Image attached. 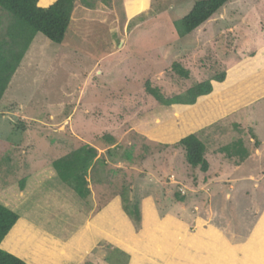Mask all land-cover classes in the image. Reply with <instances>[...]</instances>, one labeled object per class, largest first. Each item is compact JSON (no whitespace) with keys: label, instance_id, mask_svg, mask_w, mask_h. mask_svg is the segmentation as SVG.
I'll return each instance as SVG.
<instances>
[{"label":"rangeland","instance_id":"rangeland-1","mask_svg":"<svg viewBox=\"0 0 264 264\" xmlns=\"http://www.w3.org/2000/svg\"><path fill=\"white\" fill-rule=\"evenodd\" d=\"M196 1L150 0L128 19L123 0H78L62 43L35 35L0 100V189L81 145L95 147L97 157L86 175V197L54 176L16 205L21 217L53 220L48 225L65 235L60 226L79 229L84 213L117 196L118 212L136 204L140 221L126 213L115 222L103 217V232L116 233V243L142 248L146 235L170 230V223L151 219L139 234L147 200L159 216H177L190 231L215 225L232 242L243 239L264 206V147L258 141L262 155L241 160L256 149L253 133L264 146V68L257 78L246 70L254 56L257 66L264 63V0H229L181 36L182 18ZM11 23L0 8V39ZM238 65L244 83H261L262 96L195 131L189 107L165 106L146 90L149 83L169 98ZM190 133L206 146V172L188 164L178 144ZM235 149L240 153L229 155ZM32 206L41 214L24 210ZM116 245L99 239L94 264H128L130 254ZM31 256L39 264L70 262L62 248H38Z\"/></svg>","mask_w":264,"mask_h":264},{"label":"crops","instance_id":"crops-1","mask_svg":"<svg viewBox=\"0 0 264 264\" xmlns=\"http://www.w3.org/2000/svg\"><path fill=\"white\" fill-rule=\"evenodd\" d=\"M123 1L126 6L125 10L128 19L144 11L150 2V0ZM84 14L85 12L83 15ZM258 67L264 68V63L253 69H248L249 72L254 70L255 78L258 76ZM262 72L264 74V70H260V74H262ZM241 73L242 70H240L239 65L235 66L228 71L224 81H213L212 92L207 95L199 96L194 104H173L174 106L176 105V107L181 106L190 108L192 131L214 123L217 119L228 114L231 116L235 111L237 112L240 109L247 108L260 99L263 94L261 83L258 84L257 88L248 82L244 83ZM253 134V138L256 140L252 139V142L257 143L255 146L256 149L253 153H249L247 157L253 155L260 157L262 151L260 150L258 152V141L262 148L264 146L256 133ZM239 165L240 164H237L236 167H239ZM260 174L264 177V171H261ZM41 184L36 186L35 189L41 186ZM35 189L33 190L35 191ZM33 190L28 196L34 192ZM44 196H47V193ZM55 200L59 202L61 206L65 204L62 198H56L54 201ZM44 201L45 200H40V203ZM119 203V198L113 196L96 213H84L83 222L77 230L66 229L60 226L61 231L66 233L65 235L60 231H56V229H52V227L48 225L49 222L53 223V220L41 216L43 222H36L32 219L30 213L28 217L25 215L21 217V215L18 214V220L3 238L0 247L23 259L28 264H39L29 256V253L19 252L17 249L7 246L11 240V236H13V232L17 226L21 225L32 229L39 237L47 238L59 245L58 247H60V249L62 248L65 252L66 258L70 260L69 263H66V261L65 264H85L88 258L91 264H94L93 258L97 256L94 250L97 247V241L99 239H104L111 245L117 244L116 246H119L122 244L120 245L122 249L127 250L130 254L128 264H264V206L258 207V215L255 217L248 232L244 236L242 235L243 239L241 241L232 242L230 237L215 225L196 226L194 230L190 231L187 229L186 222L182 221L177 216L175 217L169 214L159 216L151 202L147 200L142 206V228L139 234L145 230V227L151 219L158 225L170 223V230L146 235L144 246L138 248L129 243L128 240L127 243H116L114 241L116 240V233L109 232L105 230L106 228L103 232V228L99 222L103 217H113L112 221L114 222L115 219L119 220L120 215L126 217L124 211L121 210V214L118 212L117 207ZM145 204H147V206L150 205L148 211L151 212V215H149L147 219L144 212ZM16 208L17 206L14 210ZM28 209L34 210L38 215L41 214V207H39L40 210H36L35 206L27 207L24 210L29 211ZM96 264H98L97 261Z\"/></svg>","mask_w":264,"mask_h":264},{"label":"trees","instance_id":"trees-1","mask_svg":"<svg viewBox=\"0 0 264 264\" xmlns=\"http://www.w3.org/2000/svg\"><path fill=\"white\" fill-rule=\"evenodd\" d=\"M78 0H52L44 8L40 0H0V8L7 12L12 19L6 31L7 38L0 39V100L10 82L12 75L17 69L23 55L37 33H42L54 43H62L71 21V14ZM229 0H198L190 11L182 18L183 29L181 36L191 33L195 28L208 20ZM249 68L257 65L254 58L248 62ZM177 73L187 77L188 72L175 67ZM248 69H246L248 71ZM226 78V72L213 75L211 78L199 81L178 94L165 98L156 89L146 84V90L158 102L165 106L172 104H194L199 96L207 95L213 90V81L222 82ZM254 137V134H252ZM178 144L183 146L185 159L193 167H199L206 172L209 163L205 157V144L197 133H190L182 137ZM240 144V143H239ZM230 147L225 146L224 151ZM110 152V149H107ZM234 151V152H233ZM229 155L240 153L237 149L228 152ZM244 158L248 154L244 151ZM97 157L95 147L81 145L65 156L56 158L52 162L33 171L16 183L0 189V243L19 218L14 210L23 199L39 184L49 178L58 176L61 181L73 188L75 193L83 198L86 197L89 188L86 175ZM241 159V160H243ZM125 213L134 221H140V212L136 204L133 208H125ZM7 244L19 252H27L29 256L35 249L42 248L58 250L60 247L54 241L39 237L32 229L25 226H17ZM7 243V242H6ZM32 258V256H31ZM0 264H28L23 259L0 247Z\"/></svg>","mask_w":264,"mask_h":264}]
</instances>
